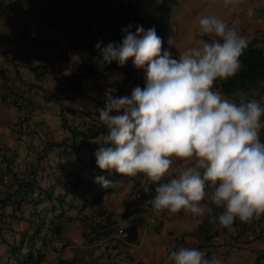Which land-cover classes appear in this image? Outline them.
<instances>
[{
    "label": "crops",
    "instance_id": "crops-1",
    "mask_svg": "<svg viewBox=\"0 0 264 264\" xmlns=\"http://www.w3.org/2000/svg\"><path fill=\"white\" fill-rule=\"evenodd\" d=\"M112 1L124 8L128 3V0ZM186 2L191 7L186 4L182 8V0H179L170 14V27L176 23L178 33L176 31L177 35L172 34L169 28L171 35L168 31L165 48H169L174 55L179 56L189 47L200 46L201 41L193 39L197 33L204 38V34L198 29V19L207 13L235 27L247 38L248 43L264 45V0ZM159 4L160 0L144 2L140 11L143 14L155 15ZM54 6L51 0L0 2V79L26 95L35 109L23 122L12 106L0 99V175L3 173L4 183L10 181L11 175L5 172L7 163H10L16 177L31 179L42 192L52 190L53 197L63 194L65 183V178L58 169L64 161L60 155L62 149L57 146L51 148L53 144L61 143L70 137L64 123L82 129L98 122L102 123L97 109L104 106L108 97L130 96L135 87L145 86V83L140 81L139 70H130L127 63L114 65L108 72L105 69L107 64L101 65L96 59L89 63V50L99 53L97 42L87 40L85 46L89 50H85L84 46L76 42L77 50L72 47L70 43L74 42L73 37L66 32L57 33L53 27L51 19ZM97 8L91 10L93 22L102 27L104 23L102 17L96 14ZM175 8L180 10L172 19ZM249 9L253 10L252 16L248 15ZM188 11L192 20L184 17L188 15ZM80 13L76 3L68 11L74 20L82 19ZM186 23L192 24L191 32H187L189 25L186 26ZM213 39L215 37L208 34L205 36V40L209 42ZM107 43V39L102 38L101 47ZM233 96L235 95L226 97L240 102ZM253 98L264 103V96ZM67 109L75 110L77 114H71ZM81 111L87 115L79 113ZM102 142L103 136L92 140L91 147L82 149L77 155L80 162L74 166L82 169L85 180L94 172L93 169L90 170V161L92 158L96 161L94 153ZM180 166V163L174 160L172 171L162 178V181L171 178ZM103 175L117 182L109 187H102L93 179L96 187L92 191L82 193L78 190L67 195V204L59 208L64 215L69 214L71 219L65 223L60 236L61 242L67 245L61 254H55L48 243L47 246L40 241L28 244L33 245L35 250L40 249L45 255L41 264H167V254L180 246L198 247L205 250L208 258H221L223 264H264V213L247 222L239 221L229 228H223L209 222L206 217L198 221L186 210L170 213L167 210L157 211L147 202L138 203V199L145 201L148 188L159 183L142 174L113 179L116 172L112 170ZM99 188L111 190L98 200V205L108 207L115 219L125 211L130 213L128 217L138 213L142 215L140 222L134 227L131 226L136 230L137 240L134 243L122 244L112 253L82 247L78 224L72 220L77 210L89 209ZM0 196H3L1 187ZM32 198L37 199V193H34ZM52 205L57 207L58 204L53 200L44 201L36 210L41 212L42 217L51 219L49 209ZM30 211H33L31 206L25 204L22 216L27 219ZM0 213L3 214L2 222H5L0 230V264H16L10 256V248L19 242L21 234L28 237L33 233L37 217H32V226L23 218L18 220L20 213H15L14 216L8 208H4ZM27 249L24 247L22 252Z\"/></svg>",
    "mask_w": 264,
    "mask_h": 264
},
{
    "label": "clouds",
    "instance_id": "clouds-1",
    "mask_svg": "<svg viewBox=\"0 0 264 264\" xmlns=\"http://www.w3.org/2000/svg\"><path fill=\"white\" fill-rule=\"evenodd\" d=\"M198 24L215 39L202 40L179 56L162 50L154 27L132 31L129 25L121 41L103 47L97 42L101 65L131 59L143 70L145 86L135 87L130 96L111 95L97 109L107 134L94 155L101 170L159 182L150 200L155 210H186L198 221L206 217L229 228L237 219L247 222L264 213V103L236 102L214 88L217 80L241 70L248 41L215 15L199 17ZM174 160L181 166L161 182ZM94 180L102 187L117 182L104 175ZM167 264L223 261L208 258L198 247L180 246L167 254Z\"/></svg>",
    "mask_w": 264,
    "mask_h": 264
},
{
    "label": "trees",
    "instance_id": "trees-1",
    "mask_svg": "<svg viewBox=\"0 0 264 264\" xmlns=\"http://www.w3.org/2000/svg\"><path fill=\"white\" fill-rule=\"evenodd\" d=\"M66 1L67 0H51V3L55 4V10L52 13L53 18L51 21L53 22V27L57 33L66 32L73 37L74 42L70 44L72 47L76 48V50L77 44L84 46L85 50H89V48L85 46V44L88 43L87 40L102 42V38L105 37L108 42H119L124 35L122 30L129 25L132 26V29L140 25H142L145 30L154 27L157 34L163 39V50L165 48V42L170 28L171 11L179 3V0H160V4L156 9V14L149 15L143 14L140 11V6L143 5L144 2L151 3L156 0H128L125 8L115 1L111 2V0H80L81 5L90 10L94 7H98L96 9V14L102 17L104 23L102 27H97L94 32H91L90 23L86 19L82 20L81 18L74 20L69 16V10H67V16L63 26L56 21L55 12L57 8L66 3ZM98 57L99 53L89 50L87 56L89 63L94 59L98 60ZM240 60L242 61L241 70L235 76L227 80H217L214 86L225 96H231L237 93L249 94L252 91H256L257 93H255V96L261 98L264 96V45L257 46L254 42L248 43ZM89 63L87 62V64ZM126 63L130 70L137 69L133 66L131 59ZM114 65H119V63L107 64V67L105 68L107 72ZM137 70H139L140 81L145 83L143 70ZM67 112L77 114V111L72 109H67ZM79 113L84 116L87 115V113L83 111ZM64 128L68 130L70 137L61 143L53 144L52 147L50 146L51 148L57 146L62 149L60 155L64 161L58 166V169L62 172V175L65 178L62 195H56L53 197L52 190L42 192V190L31 179L16 177L12 172L11 166L9 165L10 163H7L5 170L7 175H11L10 181L8 180L4 183L3 173L0 175V187L3 192V196H0V211L4 208H8L10 209V213L14 216L15 213H20L21 216L18 217V220H22V218L24 220L25 218L22 216L23 207L25 204H28L33 211L29 212V217L25 219V221H28L29 224L32 225V217H37L34 226L32 225L34 228L33 233L28 237L21 234L19 242L14 243L10 248V256L15 260L16 264H41L45 255L41 253L40 249L35 250L33 249V245H28L29 243L34 244L36 241H40L45 245L48 243L49 247L51 245V248L55 253L53 244L56 241H62L60 236L62 235L65 223L71 221L70 215H64L59 209L67 204L65 197L78 190L82 193L92 191L96 187L92 181L94 177L103 175L108 171L99 169L96 166V161L92 158L90 161V170L93 169L94 172L92 174L90 173L88 180H85L82 175V169H77L74 166L76 163L80 162L77 155L82 149L90 148L92 140L101 136L104 137V135L107 134V128L103 123L98 122L95 125H89L86 129L71 127L64 123ZM261 139L264 140V131H262ZM119 176L120 175L116 173L113 179L118 178ZM110 192V189H97L89 208L96 206L101 207L102 205H98V200ZM34 193H37V199L32 198ZM52 200L56 201L58 205L57 207L54 205L51 206L49 213L52 214V217L51 219H46L45 216H41L40 211L37 212L36 207L44 201L50 202ZM87 210H77L72 220L76 222L75 217L77 214H85ZM129 214L128 211H125L122 216L123 218H127ZM109 217L111 220L117 222L111 211L109 212ZM2 219L3 214L0 213V230L2 228L1 226L5 224V222H2ZM239 221L240 220L237 219L234 223ZM125 230L128 234L126 238L127 242L134 243L137 240L136 230L133 227L125 228ZM80 235L82 240L81 232ZM63 244L64 247L67 246L65 243ZM24 247L28 248L26 252H22Z\"/></svg>",
    "mask_w": 264,
    "mask_h": 264
},
{
    "label": "built area",
    "instance_id": "built-area-1",
    "mask_svg": "<svg viewBox=\"0 0 264 264\" xmlns=\"http://www.w3.org/2000/svg\"><path fill=\"white\" fill-rule=\"evenodd\" d=\"M75 3L79 5L82 20L86 19L89 21L91 25L90 31L94 32L98 26L93 22L92 11L89 8L82 7L80 0H67L66 3L60 5L55 12L56 21L63 26L67 16V10H70ZM170 30L172 34H175L177 27L171 25ZM0 99L11 105L18 112L23 122L35 110L32 101L26 95L11 87L3 79H0ZM156 186L148 188L145 201L144 199H138V203L142 204L147 202L151 205L150 200L156 195ZM109 212L110 209L106 206H96L89 208L85 214H77L75 221L82 234V247L86 249H102L112 253L122 244L128 243L126 240L128 234L125 228L121 227L118 222L111 220ZM65 248L64 244L59 241L53 244V249L57 255L62 253ZM112 264L119 263L114 262Z\"/></svg>",
    "mask_w": 264,
    "mask_h": 264
},
{
    "label": "rangeland",
    "instance_id": "rangeland-1",
    "mask_svg": "<svg viewBox=\"0 0 264 264\" xmlns=\"http://www.w3.org/2000/svg\"><path fill=\"white\" fill-rule=\"evenodd\" d=\"M187 0H182V8L183 7H185V5L187 4L189 7H191L189 4H188V2H186ZM205 7H206V5H205ZM202 8H203V6H202ZM206 9H207V7H206ZM180 10V8L178 9V8H175L174 10H173V14H172V19H174L175 17H176V14H177V11H179ZM196 13V11H194V14ZM207 15H209L208 13H207ZM186 16H187V18L189 19V20H192V19H190V14H189V11H188V15H185L184 17L186 18ZM193 17H196V16H193ZM182 20V19H181ZM175 25H176V23H175ZM186 26H188V30H187V32H191V29H192V24L191 23H186L185 24ZM176 26H178V25H176ZM178 28V27H177ZM198 29H199V26H198ZM169 31V30H168ZM177 33H178V30H177ZM177 33H176V35H177ZM196 34V33H195ZM169 35H171V33H170V31H169ZM176 35H172V37H175ZM207 34H204L203 36H204V38L203 37H201L200 36V34L199 33H197V35H196V37H195V39H193L194 41L196 40V41H198V40H200V41H202V40H205V36H206ZM189 44H191L192 45V43L189 41ZM252 93V96L253 97H257V96H255V93H257L256 91L255 92H251ZM251 93H249V94H242V93H237V94H234L235 96H233L234 98H236L235 100H237V101H246L248 98H253L252 96H250L251 95ZM141 218H142V215L141 214H135V215H132V216H130V217H128V218H123V216H121V215H117V217H116V220H117V222H118V224L121 226V227H123V228H128V227H131V226H136V224L137 223H139L140 222V220H141Z\"/></svg>",
    "mask_w": 264,
    "mask_h": 264
}]
</instances>
